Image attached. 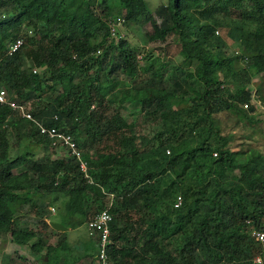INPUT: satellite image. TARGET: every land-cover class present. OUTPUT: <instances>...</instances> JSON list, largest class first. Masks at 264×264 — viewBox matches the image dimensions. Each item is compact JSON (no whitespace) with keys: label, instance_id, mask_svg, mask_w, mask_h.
I'll list each match as a JSON object with an SVG mask.
<instances>
[{"label":"trees","instance_id":"1","mask_svg":"<svg viewBox=\"0 0 264 264\" xmlns=\"http://www.w3.org/2000/svg\"><path fill=\"white\" fill-rule=\"evenodd\" d=\"M118 18L128 26L150 22L149 42L171 37L183 61L173 67L123 37L116 41L110 23ZM28 29L40 38L30 39L33 65L26 67L27 43L6 52ZM230 41L239 49L229 51ZM0 56V88L10 99L40 98L34 115L56 126L70 122L71 132L80 128L87 137L77 139L80 147L95 149L84 154L92 182L71 157L39 162L31 146L46 139L0 105V235L30 244L42 254L40 264H77L89 255L98 264L93 239L83 246L70 240L69 229L47 223L58 242L31 244L37 233L16 228V206L34 209L54 195L60 222L77 229L112 193V264H255L261 244L248 230L264 225V153L251 145L234 149L216 114L232 109L253 120L247 87L264 74V0H166L155 12L147 0H0ZM129 99L140 105L137 126L119 110ZM174 99L190 105L176 108ZM14 143L23 152L13 158ZM150 157L160 165L152 167ZM23 164L26 170L13 174ZM168 188L177 193L170 203L160 196Z\"/></svg>","mask_w":264,"mask_h":264},{"label":"rangeland","instance_id":"2","mask_svg":"<svg viewBox=\"0 0 264 264\" xmlns=\"http://www.w3.org/2000/svg\"><path fill=\"white\" fill-rule=\"evenodd\" d=\"M149 8L155 12V10L162 4L165 3L166 0H147ZM152 30V24L148 22L145 26H137V25H127L125 22L123 25L118 27V33L120 34L117 36L118 39L120 37H123L126 39L127 43L131 46H138V51L146 50L151 51L153 56L157 57H165L164 60L167 59L169 61L170 65L177 66L183 61V56L180 53V46L170 37L166 41H156V42H149V40L146 37L147 32ZM16 33V32H14ZM25 36L27 45L23 48V55H24V65L26 67H29L30 65H33L32 58L30 56L31 52V42L30 39L34 37L35 40H39L40 38V32H36L35 30L28 29V31H22L20 32V36ZM117 38L115 40H117ZM119 41V40H117ZM235 41V40H234ZM230 44L227 46L229 51H235L237 42H229ZM36 44L34 48H36ZM149 49V50H148ZM142 53L140 52L138 55V58L140 59L141 65H144L146 63V60L141 58ZM168 65V63H167ZM236 67L241 68V63L236 62ZM174 72V71H173ZM170 74H167L166 76L169 77ZM174 75L176 73L174 72ZM264 74L256 75L252 82L248 85L247 88L250 89L253 97V101L250 105H254L251 109L248 108V112L250 115H252L253 120L251 122L238 118L234 111L232 109L230 110H224L220 111V113L216 114V117L218 119V122L221 125V128L224 129L226 133H230L234 137V141L232 143V146L234 149L243 148L245 146H253L258 148L260 151L264 153V108L260 107L261 105L259 102L264 96ZM143 78H148L149 76L146 74H142ZM40 97V96H39ZM40 98L36 99H28L25 104L29 107H32L33 109L40 105L41 100ZM262 103V102H261ZM263 104V103H262ZM190 105L189 101H179L178 99H174V106L176 108H184ZM264 105V104H263ZM114 107V106H113ZM140 105L132 100H128L124 102L121 106H119V110L121 111L122 115L125 116L129 122H132L135 124V126L139 125L141 123V114L138 112ZM99 108V107H97ZM96 108V109H97ZM239 109H241V106H239ZM255 109V110H254ZM101 111V109L99 110ZM112 110H108L105 114L109 115ZM104 122V121H103ZM66 127L68 128L71 124L70 122H66ZM78 131H75L77 135V139L85 140L87 137L85 134H80V128ZM14 149H13V158L16 155H19L21 152H23V149L18 146V144L14 143ZM84 151V149L82 148ZM62 151H57L53 153L49 147L43 145H32L31 147V155L33 154V159H39V162H48L50 163V160H60L69 159L68 156L65 157H59ZM63 152H65L63 150ZM66 153V152H65ZM64 153V154H65ZM94 154L95 149L92 150V148H89V144L87 148H85L84 154ZM56 158H53L54 156ZM156 159V158H155ZM151 165L159 166L160 162L159 160L154 163V158L150 157ZM23 170H26L25 164L22 166H18L14 169L13 174L19 173ZM82 177H85L83 175ZM177 195L176 191L171 188V190L166 189L163 190L160 193V196L162 198V201L166 203H170L173 198H175ZM54 195L50 197H46L43 200L39 201V206L42 207V209H38V207H35L34 209L26 204L25 206L18 208L16 206V219H15V225L16 228L22 225V228L28 229V231H35L37 234V237L32 240L31 244L38 240L39 238L42 239V242L45 243V245H54L58 242L59 234L56 232L53 228L46 225V222L42 220L43 216H47L48 218H51L52 221L60 222L63 219V215L61 211L58 209L60 207L59 204H61V201L57 200L55 202ZM58 203V204H57ZM105 205L109 207L111 204H114V201H111V198H105ZM49 206H55L57 208V214L52 215L51 210L49 209ZM97 205H95L96 207ZM100 208V207H99ZM59 211V212H58ZM138 215V216H137ZM134 218H139L141 215L139 214H132L131 215ZM85 226V227H84ZM82 225L80 228L77 229H70L72 230V233L70 234V240L72 241H81V245L89 246L93 244L92 240L88 239V226ZM6 255V256H4ZM10 255V256H7ZM7 257V258H6ZM11 257L15 259V261L10 262ZM93 257L91 258V255L86 256L83 260H80L77 264H91ZM42 260V254L38 252H34L31 249V245H19L15 243L12 240V237L9 233L0 235V264H40V261ZM132 259L127 258L126 264H132ZM227 264V263H224Z\"/></svg>","mask_w":264,"mask_h":264},{"label":"clouds","instance_id":"3","mask_svg":"<svg viewBox=\"0 0 264 264\" xmlns=\"http://www.w3.org/2000/svg\"><path fill=\"white\" fill-rule=\"evenodd\" d=\"M123 19V21L120 23V24H118V25H116L115 27H114V33H113V29H112V27L110 26V28H111V37H113V38H117V36H119L120 34L118 33V27H120L121 25H123L124 23H125V19L124 18H122ZM19 37V36H18ZM117 40H119L118 38H117ZM116 40V41H117ZM13 43V42H12ZM11 43V44H12ZM11 44H9V46H8V50H9V47H10V45ZM8 50H7V52H6V54L7 55H14L15 53H13V54H9L8 53ZM17 53V52H16ZM0 58L2 59V56H0ZM0 59V60H1ZM34 68H36L37 70H38V68L37 67H34ZM34 70V69H33ZM0 89H2V88H0ZM5 89V88H4ZM6 91H7V94H8V99H9V101L10 102H15L16 104H18V105H22V107H23V110H24V112L21 110V109H19V108H13L10 104H0V105H7V106H10L11 107V109L13 110V111H15L16 113H18L21 117H23V118H25V119H28V120H30L31 121V123H32V126L34 127V129L38 132V134L39 135H41V136H43L45 139H46V143H45V146H47V147H49L50 148V150L53 152V153H55V152H59V151H62L61 152V154H60V156L59 157H65V156H68V157H71V158H73L75 161H77L78 162V164H79V167H78V169H79V171H80V173L82 174V176L83 175H85V177H83V178H85V179H89V181L90 182H92L93 180H92V177H91V173H90V171H91V167H90V165H89V162H88V160H86L84 157H85V155H84V151L82 150V148L80 147V144H79V141L77 140V137H76V135L73 133V132H71V130H69L67 127H65V126H56V125H52V124H49V123H47V121H46V119L47 118H43V119H41V118H39V117H37L36 115H34V113H33V108L32 107H29V106H27L26 104H25V102H18V101H16V100H13V99H10V96H9V92H8V90L7 89H5ZM253 101V100H252ZM261 101V100H260ZM9 102V103H10ZM262 102V101H261ZM30 114L31 116H27V114ZM53 119L54 120H56L57 119V116H54L53 117ZM52 129H56V131L57 132H59V133H63V134H69V135H71L72 137H73V141L75 142V144H76V152H73V149L69 146V145H67L65 142H64V140L63 139H59V137L58 136H55V135H51V133H52ZM37 145H39V144H37ZM32 147V146H31ZM63 150L66 152H63ZM77 152H79L80 153V155H78L77 154ZM167 152H169V151H167ZM65 153V154H64ZM54 156V155H53ZM53 158H56L55 156L53 157ZM36 160H39L38 158L36 159ZM82 164H84L85 165V167L84 168H82ZM111 198V201H114V198H115V196H114V194H112V193H110V194H107L106 195V198ZM180 201V204L178 203ZM178 204V205H177ZM182 204V198H181V196H177V198H176V200H175V204H174V206L175 207H179L180 205ZM112 205L113 204H111L109 207H107V206H104V208H102V209H99V211L97 210V212H95V213H93V214H91L89 217H88V220H87V222H86V224H87V226H88V235L90 236L89 238H91V239H93V241L95 242V244H97V246H98V252H97V261H98V264H101V262H100V249H101V247H100V245H99V238H100V234H98V232H96L95 234H91V230H90V227H89V222L91 221V219L92 218H94L96 215H98L99 213H101V212H103V211H107L108 212V214L110 215V217H111V219L108 221V225H109V229H110V240H111V242H110V244L108 245V247H107V252H106V254H107V259H108V261L110 262V264H112V262H111V260L109 259V250H110V246L114 243V241H113V238H112V229H111V223H112V221H113V219H114V216H113V213L111 212V207H112ZM38 207V209H40V206L38 205L37 206ZM49 209L51 210V214L52 215H56L57 214V208L55 207V206H49ZM43 219L42 220H44L45 222H46V225H47V223L49 224V225H51L53 228H54V226L51 224V222H55V221H52V219L51 218H48L47 216H43L42 217ZM262 221L264 222V217H263V219H262ZM248 222H250V220L248 221ZM56 223H60V224H62L61 222H56ZM63 225V224H62ZM48 226V225H47ZM64 226V225H63ZM82 225H80L78 228H80ZM84 226V225H83ZM65 227V226H64ZM66 228V230H70V229H72L73 230V228H71V227H65ZM54 229H56V228H54ZM254 229H258L257 227H253V228H251L250 230H248L249 232H250V234L253 236V234H252V232H253V230ZM259 229H264V225H263V227H261V228H259ZM56 230H58V231H65V230H60V229H56ZM72 230H70V231H72ZM126 231H130V228H128ZM254 237V236H253ZM259 254V253H258ZM258 254H256L255 256H254V258H253V262L255 263V264H257L255 261H254V259H255V257L258 255Z\"/></svg>","mask_w":264,"mask_h":264},{"label":"built area","instance_id":"4","mask_svg":"<svg viewBox=\"0 0 264 264\" xmlns=\"http://www.w3.org/2000/svg\"><path fill=\"white\" fill-rule=\"evenodd\" d=\"M123 21L122 18H118L116 21H112L110 23V26L113 29V33L114 31V27L118 24H120ZM26 44V38L25 36H19L17 37V39L10 45L8 53L9 54H13L16 53L17 51L21 50L23 48V46ZM1 59V58H0ZM37 69L34 68V72H36ZM8 99V94L7 91L2 88L0 89V104H10L13 108H19L21 109L23 112V107L22 105H18L15 102H10ZM259 104L261 105L260 107L264 108V105L259 102ZM244 107H248V103L244 104ZM27 116H31L29 113L27 114ZM51 135H55L58 136L59 139H63L64 142L69 145L72 149L73 152H76V144L73 141V137L69 134H63V133H59L56 131V129H52V133ZM78 155H80L79 152H77ZM85 165L82 164V168H84ZM180 204V201L178 202ZM178 205V204H177ZM111 219L110 215L108 214L107 211H103L101 213H99L98 215H96L94 218L91 219V221L89 222V227L91 230V234H95L96 232H98V234H100V238H99V245L101 247L100 249V262L101 264H110V262L107 259V247L110 244L111 240H110V229H109V225H108V221ZM254 238L261 244V252L255 257L254 261L257 264H264V229H254L252 232Z\"/></svg>","mask_w":264,"mask_h":264},{"label":"water","instance_id":"5","mask_svg":"<svg viewBox=\"0 0 264 264\" xmlns=\"http://www.w3.org/2000/svg\"><path fill=\"white\" fill-rule=\"evenodd\" d=\"M51 224L54 226V228L56 229H60V230H66V228L60 224V223H56V222H51Z\"/></svg>","mask_w":264,"mask_h":264},{"label":"crops","instance_id":"6","mask_svg":"<svg viewBox=\"0 0 264 264\" xmlns=\"http://www.w3.org/2000/svg\"><path fill=\"white\" fill-rule=\"evenodd\" d=\"M20 226L22 227V225H20ZM18 246H19V244H18ZM4 256H6V255H4ZM7 256H10V255H7ZM13 261H15V259L13 257H11L10 262H13Z\"/></svg>","mask_w":264,"mask_h":264}]
</instances>
